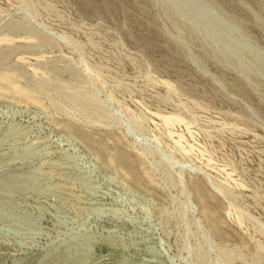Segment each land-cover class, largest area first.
Masks as SVG:
<instances>
[{"label":"rangeland","instance_id":"1","mask_svg":"<svg viewBox=\"0 0 264 264\" xmlns=\"http://www.w3.org/2000/svg\"><path fill=\"white\" fill-rule=\"evenodd\" d=\"M0 264H264V0H0Z\"/></svg>","mask_w":264,"mask_h":264},{"label":"bare ground","instance_id":"2","mask_svg":"<svg viewBox=\"0 0 264 264\" xmlns=\"http://www.w3.org/2000/svg\"><path fill=\"white\" fill-rule=\"evenodd\" d=\"M87 105V104H86ZM85 106V105H84ZM98 114V113H97ZM168 120V119H167ZM166 123H167V121H166Z\"/></svg>","mask_w":264,"mask_h":264}]
</instances>
